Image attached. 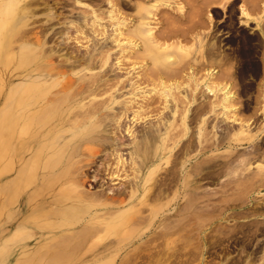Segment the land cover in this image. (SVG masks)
Here are the masks:
<instances>
[{
  "label": "rangeland",
  "instance_id": "obj_1",
  "mask_svg": "<svg viewBox=\"0 0 264 264\" xmlns=\"http://www.w3.org/2000/svg\"><path fill=\"white\" fill-rule=\"evenodd\" d=\"M4 1L0 0V3H2L0 5V36L10 37V34H13L15 31L18 34L20 29H22L23 22L26 25L28 24V30L31 27L29 30L30 33L26 25H24L22 32L27 30L26 32L28 33L27 35L24 32V35H27L32 41L38 40L37 36H39V39L42 40H38L42 43L41 45L45 43V47L40 48L39 54L42 55L44 49L48 50L50 51L49 53L45 51L48 53L46 57L50 55L49 58H52L50 62L53 63V66L57 65L58 67L60 65L61 67L63 65V68H61L64 72L58 67L63 72V77H59L60 79L58 80L61 82L59 86L65 83L68 84L70 81L69 86L71 87V91H73L70 94H73L75 89H78L77 86H79V83L75 82L77 76L78 78L81 77V80L83 79V85L87 89L93 88L90 85L93 82L91 80H97L98 76L101 77L98 80L103 83L101 85L103 89L100 87V89H96L97 92L95 90L93 94L89 93L87 97L86 94L88 93L85 92L86 94L84 93V99L82 101L86 102L84 105H89L91 103H97L98 100L99 104L106 100L107 103L105 102V104H107V107L103 110L102 115L100 114L101 116L98 115L96 120L101 121L104 118L108 122V120L110 121L112 119L113 122L115 121V124L110 121L113 123L112 126L109 124L110 122L107 123L103 120L100 126V121H97V124L100 126L99 129H103V135L106 132V135L111 137L110 135H117L118 132L119 134L122 133L120 134L121 136L119 134L118 136L123 137L122 139L126 142V146L131 148L134 142L136 143L140 139L142 141L144 140L143 136H145L144 133L147 130H154L155 125L169 122L170 125L169 123L166 124L169 126L168 135L166 134L168 137L163 140L165 146L172 150L168 154V158L162 160L160 163L159 170L157 171L160 176L156 173L159 178L166 175L160 186L159 198L153 202L155 204V210L152 209L154 206L153 203H149V201H147L149 208L147 205L139 206L141 208L140 212L138 211L136 213L131 212L134 210H128V214H126L130 215V218H132V214L134 216L135 214L137 216L140 215L139 218L137 219L136 216L137 220L132 219L133 221L129 218L131 221L124 222L125 224L116 222L114 223L117 227L116 229L112 228L113 223L110 220L103 219L105 224L110 225L106 226L99 222L101 218L98 221L94 219L95 225L98 228L96 232L94 230L91 233L92 235H86L81 229L93 222H86L85 219H89L88 216L83 212L75 211V207L71 208L69 203L68 206L70 208L66 207L63 210L64 212H59L55 217L51 215L52 218L45 217L38 222L39 224L36 223V225H41L37 230L42 231L41 237L36 236V238H42L45 235V239H42L45 244H41L43 253L38 250L40 252L32 256L33 253H30L32 249L28 248V246L30 243L33 244L36 238H29L27 236L29 233L27 232L26 235H22L24 240L20 242L18 250L14 252V257L16 255L19 256V254L22 257L19 256L21 257L19 258L16 256L15 259L8 261V263L0 260V264H24L23 261L29 259L30 262L32 257L35 259L32 258L31 262L33 263L30 264H37L35 263L37 262V255L41 253L46 255L47 252L48 254L46 256H49L50 252L51 254L55 252L51 256H56L59 253L66 254L68 258H64L65 260L62 258L64 260L63 262L58 259L61 262L60 264H89V257L95 252H101L100 255L102 256L100 258L103 260L110 258L109 264H209L203 258L205 248L210 245L209 238L214 237L218 232L222 233L223 242L226 243L231 237L237 238L236 243L240 245L237 254L246 255V249H248L247 236L250 234V230H253L252 233L255 236L262 235V232H257L256 230L264 225V181L260 182L254 178L258 181L257 183L256 181L253 182L254 179L252 181L253 177L251 178V175L257 174L254 166L264 164V41L263 37L260 36L258 28L255 26L256 23H253L255 15L257 16L258 14V10L255 9L254 11V8L249 7L251 3L248 0H228L226 2L225 0H114L115 2L110 0L111 3L108 2L109 0H30V3L29 0ZM177 1L179 2L177 3ZM137 3H141L143 13L146 16L145 20L150 22L153 32L155 34L157 33L155 37L158 38H154V41L147 43L145 41V35L142 37L134 35L132 39L138 46L133 47L127 40H131V37L126 35V31L128 28L127 24H134V27L136 26L137 18L134 14H136L135 5ZM151 3H155L157 7L150 9ZM246 3H248V11L251 13L249 17L252 15L249 19L245 15L240 14L239 9L242 6L241 4L244 5ZM24 5L29 7V9ZM178 6L183 8L181 13L176 10ZM32 7L34 8L32 9ZM30 9L33 10L32 13L29 12ZM149 9L151 12L145 13ZM20 10H23V12L18 14ZM26 18L27 22H25ZM9 24L14 27L13 33L10 31ZM17 25L19 29H17ZM33 32L37 33L33 34ZM196 32L199 33L200 37H197L194 41L193 35H196ZM35 35L37 36L35 37ZM93 41L97 44L95 42L93 43ZM203 41L207 44L205 53L204 51H198V46L194 45ZM92 51H94V57H96L92 58L90 62L91 66L89 65L90 68H84L83 63L87 62L89 54ZM154 54L160 55L159 59L157 55V59L159 60L157 64H155L154 59L152 60V55ZM201 55L204 57H201ZM20 57V55H15V58L11 60L12 63H9V59L1 61L0 69L9 74L22 72L23 68L19 65L22 62ZM198 59L200 62H198ZM207 59H210L209 64L206 62ZM18 60L19 63L17 62ZM165 60L166 63L164 62ZM5 61L11 64V66L8 64L11 68H4ZM202 62L205 64L202 65ZM161 66H163L162 72L161 69H158ZM6 67L8 66L6 65ZM12 69H14V72ZM5 73L3 80L0 78V84L2 81L4 82L5 78V81L7 80ZM229 73H231L230 77ZM152 74L153 78L151 76ZM67 79L70 80L68 81ZM207 79H212V81H207ZM75 83L77 84L76 88ZM207 83L210 84L208 85ZM204 84L205 86H211L213 92L207 86L206 88ZM104 85L107 89H105ZM9 86H11V83L8 85V88ZM0 87L1 91L2 86L0 85ZM8 88H3V92L1 91L0 93V98L5 96L8 92L7 90H9ZM118 88L120 89L118 90ZM225 91L234 93V96L230 102L221 104V97H223V92ZM94 92L96 95H94ZM74 95L75 93L72 96L70 95L72 101L75 100L72 99L75 98L73 97ZM67 97L69 100V96ZM122 100L123 103L120 102L121 105H119L118 102ZM130 100L136 107L128 102ZM150 102L152 103L150 104ZM111 104L115 107H112ZM122 104H125L124 107L127 109V113L124 112V107H121ZM102 105L104 106V103ZM102 105L100 104V106ZM134 109L135 111L137 110L136 112L139 111L138 114ZM121 113L123 114L121 117L117 116L121 115ZM169 113L171 115L170 117L168 116ZM131 115L133 117L137 116L136 119H134L135 117H131ZM201 117L204 121L199 145L197 125ZM118 120H120L119 123L123 121V125L121 124L122 127L125 129L130 127V130L129 128L127 130L123 128L122 130L121 126L118 127L120 125L117 123ZM105 122L106 124L104 125L106 127L103 125ZM246 122L248 123L246 127L250 128L251 132L254 131L257 133L256 131H258V137L254 142L247 141L245 135L243 137L241 136L240 125ZM124 124H126V127ZM152 124L154 125L152 126ZM109 126H112V129H109ZM246 127L244 126V129H247ZM149 136L151 137L150 134L146 136L148 137L146 142H148L147 145L149 148L150 146L152 148V146L155 147L161 144L162 140L159 141L158 137L156 139H150ZM73 137L70 139V142L75 140V135ZM141 140L138 142H141ZM97 146L100 148L97 143H89V145H86L87 148L91 147L90 149L98 148ZM104 148L107 147L104 146ZM101 151L99 152L100 155L98 154L92 164L85 169L91 168L93 170L102 163L106 153L105 151L107 150ZM123 153L125 157L126 152ZM98 156L101 157V161ZM128 157L129 154L127 153L125 157L128 159L126 166L121 167L118 165L117 167L116 164L112 165L115 168L113 172L114 176H110L111 174L109 175L106 171L100 179L104 180L100 181L99 184L97 183L99 187L88 181L85 184V189L88 188L87 190L90 192L100 191L102 190L100 186L102 182H105L103 184L105 187L110 185L113 188L114 186L120 188L125 184L124 182L130 180V176L133 178L136 173L131 168ZM111 158L115 160L114 157ZM185 159L188 161V167L182 173L181 164ZM74 161H70L74 164L71 165V168L72 166L73 168L72 170L70 168V173H74L75 175ZM86 161L84 160V163L81 161L82 163L80 162L79 165L85 164ZM119 167L123 170L122 172ZM130 169L133 171H130ZM168 169L171 171H168ZM71 175L73 176V174ZM112 178L114 182L111 181ZM106 179L108 181L110 180V183ZM38 181H36V185L32 183L29 186L27 185L28 187L25 186L19 197L17 195L18 199L15 200L16 203L14 202V207L17 205L14 224L22 219L23 222L28 221L27 216H29L30 212H36L35 205L38 202L36 201L34 203L35 200H28L27 194L33 188L39 187V185L41 186ZM59 192V190L52 191L50 194L44 196L42 200L46 201L48 195L56 197V193ZM24 200L26 201L22 202ZM29 201L32 202L30 203ZM22 203L25 204L24 209L21 211ZM185 208L186 214L182 211ZM19 209L21 214L19 213ZM217 210H221L220 213ZM166 211H170L167 213L168 215H178L174 216L173 220L167 221L164 217H167ZM134 216L133 218L135 219ZM104 222L102 221V223ZM55 223L62 226L56 230L57 232L55 234H52L48 232L46 227ZM97 223H100L102 227L105 225L106 228L103 227V229H100V225ZM22 225L25 229L32 231L33 227L30 223L26 222ZM82 234L83 236H81ZM91 243H96V248L95 246L93 249L89 247ZM107 243H109V246H105L106 248L102 247ZM224 245L226 246V244ZM261 245L262 248L259 256L263 258L264 240L258 243V246ZM70 249L71 252L67 254L65 251H70ZM45 250H47L46 254L44 253ZM57 250L59 253H56ZM60 250L63 252H60ZM194 250L203 256L201 258L200 255L199 257L196 256V258H192L191 254L186 256L190 251ZM229 251L227 250V252ZM42 258L44 260H41L42 262L39 261L40 263L38 264H59V262L53 261L57 259L55 257L48 258L43 256ZM181 258L184 261L177 262ZM48 259L49 261H46ZM91 261L93 260H90V263H92Z\"/></svg>",
  "mask_w": 264,
  "mask_h": 264
},
{
  "label": "bare ground",
  "instance_id": "obj_2",
  "mask_svg": "<svg viewBox=\"0 0 264 264\" xmlns=\"http://www.w3.org/2000/svg\"><path fill=\"white\" fill-rule=\"evenodd\" d=\"M111 1L109 0L108 2L111 3ZM226 1H228V0H225V2ZM178 2L179 1H177V3ZM248 2L251 3V6H249V7L254 8V11H255V9L258 10L257 11L258 14H257V16L255 15L253 23H256L255 26L258 28L260 36L263 37V41H264V0H262L261 2H260V0H248ZM29 3H30V0H29ZM165 3H167V1H165ZM179 4H181V3H179ZM247 4L248 3H246L244 5L241 4L242 6L239 9H240V14L245 15V17H247L249 19L252 15L249 17V15L251 13L248 11ZM0 5H2V3H0ZM181 6H178L176 9L180 13L182 12L181 10L183 9ZM25 7H27V6H25ZM154 7H157V5L155 3H151L150 9H152ZM27 8L29 9V7H27ZM27 8H26V10H27ZM33 8L34 7H32V9ZM133 8H134V5H133ZM252 8H251V10H252ZM135 9H136V12H135L136 14H134V15H136V18H137L136 26L134 27V24H132V25L127 24L128 28L126 31V35L128 37H131V40L130 39H127V40L129 41V43H131V46L133 45V47L138 46L137 44H135V42L132 39V36H134V35H136L138 37H142L143 35H145V41L147 43H151L152 41H154V38H158V37H155L157 33L155 34V32H153V28L150 26V22L145 20L146 16L143 13L141 3H137L135 5ZM150 9L145 13H150L151 12ZM174 9H175V7H174ZM23 10L22 11L20 10L18 14H20V12H23ZM32 11L33 10L30 9L29 12L32 13ZM85 13H87V12L85 11ZM208 17H209V15H208ZM91 19H93V18L91 17ZM19 20L21 21V19H19ZM25 22H27V18H26ZM93 22L95 23V21H93ZM20 23H22V22H20ZM24 25H26V24H24V22H23L22 29H20L19 33L17 34L16 31H15L16 33L15 32L13 33L14 27L11 24H9L10 31L13 34H10L11 35L10 37L0 36V37H2L0 39V62L9 59L8 60L9 63H12L11 60L13 58H15V55H20L22 62L19 65H20V67L23 68L22 72L16 73V74H14V73L9 74L8 72L5 73L6 71H3L0 69L1 80H3V78H4V73L7 75V80L5 81V79H6L5 78L4 82L2 81V83L0 84L2 86L1 91L3 92V88L4 89L8 88V85L11 83V86H9V88H8L9 90H7L8 92L5 94V96L0 98V260L3 261L4 263H8V261H12L13 259L16 258L17 255L14 257V252H16L18 250V245L20 244L21 241L24 240L22 238V235H26V233L28 232L29 234H27V236L29 238H32V237L36 238V236H40L42 234V231H38L37 229H38V227H41V225H36V223H38L39 221H41L45 217L52 218L51 215H53L55 217V215H57L59 212L60 213H61V211L64 212L63 210L66 209V207L70 208L69 206H71V208L75 207V211L83 212L84 214H86L89 218V219H87L85 217L86 222H89V223L93 222L94 223V225H93V223L86 225V227H84L83 229L80 228L81 230L84 231V233H86V235L91 234L94 230L96 232V229L98 228L95 225L96 219L98 221V219L101 218V220H99V222H101V224H105V222H104L105 219L110 220L111 223H113L112 228H114V229L117 228L116 225L114 224L116 222H120V224H125L124 222H128L130 219L131 220L132 219L137 220L140 215L137 216V214H135V216H134V214H132L135 217V219L133 218L132 215H131L132 218H130L129 217L130 215H127L128 214L127 211L128 210H134L131 212H136V213L138 211L140 212L141 208L139 206L147 205L148 204L147 201H149V203L150 202L153 203V202L158 200L159 192L161 191L160 186L162 184V180L164 181V179H165L164 177L166 174L163 177L159 178L160 175L157 173V171L159 170V166H160L161 161L164 159H167L168 154L172 150V149L167 148L165 146V142L163 140L166 137H168L167 132H168L169 126L166 124H168L169 122L168 123H162V124L159 123L160 125H155L154 130H149V131L147 130L148 132L144 131L145 132V133L143 132L145 135V136H143L144 140L142 141L140 139L141 142H138L140 140H138L136 143L134 142V145H132L131 148L126 146V142H124V140L122 139L123 137L122 138L119 137V136H121L120 134H122V133L119 134V132H118L119 136H118V134L117 135L113 134V135H110L111 137H108L106 135V132L104 133L105 135H103V131H102L103 129L100 130L99 127L102 125L101 121H103L104 118L101 121L96 120V118L98 117V115L101 116L103 113V110L107 107V104H105L106 100H105V102H103L104 106L102 105L103 103H100L102 105V106H100V104L98 102L99 100L97 101V103L99 105L97 103H94V104L91 103L89 105H84V103H86V102L82 101L84 99V93L85 92L88 93V94L85 93L86 97H87V96H89V93L93 94V91H95L98 88L100 89L101 85H103V83H101V81L98 80V78L100 76H98L97 80L96 79L91 80V82L93 81L92 83L90 82L91 83L90 85L93 86L92 89H87L83 85V81H82L83 79L81 80L80 79L81 77L78 78V76H77V78H75L76 79L75 82L79 83V86H77V84L75 83L76 84L75 88L77 86L78 89L77 88L75 89V92H74L75 95L73 96L75 98H72L75 100L72 101L70 98V95L72 96L74 93L70 94V92H73V91H71V87L69 86L70 85V81H69L70 79H67L69 81L68 84L65 83V84H62L59 86V84L61 82H59L58 80L61 78V76L63 77V72H64L62 70L63 65L61 66L62 68L60 67V65L58 66L61 69L58 68L57 65L53 66V63L50 62L52 59V58H49L50 55H49V57H46V54H48L50 52L48 50L44 49L43 50L44 53L42 51L43 56L41 54H39L40 48L45 47V43H44V45H41L42 43L38 41V40H40L39 39L40 37L37 35H35V37L36 36L38 37V40H36V41L33 39L34 36L32 38L34 41H32L31 38L27 37L28 33L26 31L28 30V28H27L28 24L26 25L27 30H26V28H24L26 31L22 32ZM3 26H5V25H3ZM130 27H134V28H130ZM17 29H19V26ZM30 29H31V27L29 28V30ZM29 30H28V32H29ZM20 32H22L23 34ZM24 32L27 34L26 36L24 35ZM36 33L33 32V34H36ZM201 34H203V33H201ZM23 35L29 39L25 38ZM193 36H194V41L197 37H200L199 33H197L196 35H193ZM128 37H126V38H128ZM40 41H42V40H40ZM94 42L95 41H93V43ZM209 43H211V42H209ZM95 44H97V43L95 42ZM194 45L198 46V51H204V53H205L207 50V44L204 43V41L200 42L198 44L196 43ZM37 46L39 47V49H37L38 48ZM208 48H209V46H208ZM45 51H48V53ZM127 51H129V50H127ZM44 54H45V56H44ZM52 55H53V53H52ZM94 55H95L94 51H92V53L89 54L87 62L83 63L84 68H90V66H91L90 62H91L92 58L94 57ZM157 55L158 54H154V55H152L153 58L151 57L152 60L154 59V61L156 62L155 64H157V62H159L158 59L160 58V55H158L159 57L157 59ZM164 57H165V55H164ZM201 57H204V56L201 55ZM201 57L199 56V59ZM199 59H198V62H200ZM202 61L204 62V60H202ZM17 62L19 63V60ZM164 62L166 63V60ZM168 62L170 63V61H168ZM203 62L201 63L202 65L205 64ZM206 62H208V64H209L210 59H207ZM6 63H5L4 68L8 69L11 66V64H9V63L6 64ZM6 65L8 67H6ZM15 65H16V63H15ZM59 69L62 70L63 72H61ZM158 69L159 70L161 69V72H162L163 66H161V68H158ZM208 69H209V67H208ZM12 70L14 72V69H12ZM16 72H17V70H16ZM152 72H154V71H152ZM207 73H208V71H207ZM214 74L216 75V73H214ZM229 74L228 75L230 77L231 73H229ZM83 75L85 76V74H83ZM151 76L153 78V74ZM139 79H138V81H139ZM208 80H210V79H207V81ZM210 81H212V79ZM84 82H85V80H84ZM12 84H14V85H12ZM104 84H105V82H104ZM138 85H139V83H138ZM204 86H205V84H204ZM104 87H105V85H104ZM123 87H125V86H123ZM207 87L210 91L213 90V89H211V86L210 87L207 86ZM105 89H107V88L105 87ZM119 89L120 88H118V90ZM101 90H98V91H101ZM1 91H0V93H1ZM95 92H97V90ZM95 92H94V95H96ZM233 94L229 93V91L223 92V97H221L222 98L221 104H224L226 102H230V100L233 99V96H234ZM261 94H263V93H261ZM214 95H216V94H214ZM67 96H69V100H68ZM88 99H89V97H88ZM154 99H156V98H154ZM262 100H263V98H262ZM151 101L153 102V100H151ZM156 101H157V99H156ZM109 102H110V100H109ZM120 102L123 103V100L118 102L119 105H121ZM128 102L132 103L131 100ZM152 102H150V104ZM232 102H233V100H232ZM90 105H92V106H90ZM111 106L115 107L112 104H111ZM124 106H125V104H122L121 107H124ZM133 106H134V104H133ZM118 107H120V106H118ZM134 107H136V106H134ZM128 108L132 109L130 107H128ZM222 108H223V106H222ZM123 109H125V107ZM135 109H134V111H135ZM126 111H127V109H125L124 112L127 113ZM119 112H122V111H119ZM138 112H136V113L138 114ZM234 113H235V111H234ZM263 113H264V111H263ZM117 114H119V113H117ZM122 115L123 114L121 113V115H117V116L121 117ZM168 116L169 117L171 116L170 113ZM131 117H133V116L131 115ZM136 117L134 119H136ZM168 119H171V118H168ZM106 120H104V121H106ZM130 120H131V118H130ZM97 121L98 122L100 121L99 122L100 126H99V124H97ZM110 121L113 122L112 119ZM110 121L108 120V122H110ZM119 121L120 120H118V122L117 121L116 122L119 123ZM203 121H204V119L201 117L199 119V124L197 125L198 144L201 140L200 134H201V130H202ZM106 122L103 123V125L106 124ZM122 122L123 121H121V123H119L120 125L118 127H120V126L122 127V125H123ZM113 123L115 124V121ZM113 123L110 122L109 124L112 125ZM171 123H172V121H171ZM124 125L126 127V124H124ZM153 125L154 124H152V126ZM169 125H170V123H169ZM247 125H248L247 122L243 123V125H240L241 126L240 132L242 133V135L241 134L240 135L242 137H243V135H245V139L247 141H249V142L253 141L254 142L255 139H257V137H258V135H257L258 131H256L257 133L252 131V132H254V133H252L250 131V128L246 127ZM183 126H184V123H183ZM244 126L247 129H244ZM104 127H106V125H104ZM111 127L109 126V129H112ZM123 128L124 127H122V130H123ZM128 128L130 130V127H127V129ZM127 129L124 128V130H127ZM114 130H116V129H114ZM114 130H112V131H114ZM118 130H119V128H118ZM110 132H107V133L111 134ZM122 132H124V131H122ZM115 133H117V132H115ZM149 134L151 135V137L149 136L150 139H152V138L156 139L158 137L159 141L162 140L161 144L158 146L156 145L155 147L152 146V148L150 146V148H149V146L147 145L148 142H146V139L148 138L146 136H148ZM74 135H75V140H74L75 143H73L74 141L70 142V139ZM89 143H92V144L97 143V145H99L100 148L98 146H97L98 148H94V149H90L91 147L87 148L86 145H89ZM104 143H107V144H104ZM127 145H129V144H127ZM150 145H152V144H150ZM153 145H154V143H153ZM104 146H106L107 148H104ZM101 150L109 151V152L105 151L106 152L105 156H104L105 159L103 158L102 163H100V165L95 167L93 170L91 168L85 169L86 167H89L92 164L93 160H95L94 158L99 154V152H102ZM198 150H199V148H198ZM74 152H75V158L73 159ZM123 152H126V156H127V153L129 154V157H128L130 160L129 163L131 165V168L134 169V171L136 172L134 176L132 175L133 178H131V176H130V178H129L130 180L127 179L128 181L124 182L125 184H123V185L121 184L122 186L120 188L119 187L116 188L117 186L115 187L114 185H113L114 188L112 186L110 187V185L105 187L103 185V184H105V182H102V184L100 185L102 187V190H100V191L90 192L89 190H87L88 188L85 189V184H87L86 182H88V181L93 183V184H96V185H97V183L99 184L100 181H103L104 179H102V180H100V179L102 178L103 173L106 171L108 172L109 175L111 174L110 176H112L114 174L113 172L115 171L114 170L115 168L112 167L113 164L114 165L116 164L117 167H118V165L121 167L126 166L127 165L126 161H128V159L125 158L126 156L124 157ZM81 155H82V157H81ZM83 155H85V156L83 157ZM252 156H254V155L252 154ZM98 157H100V156H98ZM111 157H114L115 160H113ZM100 159H101V157L99 158V160ZM111 159H112V161H110ZM71 160H75L74 161L75 162V175H74V173H70L71 172L70 171L71 165H74V164H72V162H70ZM84 160H87L86 163L79 165V163L81 161L83 162ZM187 162H188L187 159H185V161L181 164L182 173L188 167ZM94 163H97V162H94ZM94 163H93V165H94ZM258 163H256V164H258ZM130 165H128V167H130ZM72 168H73V166H72ZM72 168H71V170H72ZM254 168L256 169L257 174L256 173L253 174L254 172L252 173L253 174V175H251V178L253 177L252 181L255 178L258 181L263 182L264 181L263 180L264 179V164H258L257 166H254ZM123 169H125V168H123ZM243 169H245V168H243ZM246 169H247V167H246ZM116 170H117V168H116ZM120 171L122 172L123 170L121 169ZM130 171H133V170L130 169ZM168 171H171V170L168 169ZM156 173L159 175L158 177H157ZM71 174H73V176ZM116 175H117V173H116ZM121 176H123V175H121ZM124 176H125V174H124ZM113 178L111 181H113ZM126 178H128V177H126ZM255 179L253 182L256 181L258 183V181ZM106 180L108 181V179H106ZM36 181H38V183L40 182L39 184H41V186L39 185V187L33 188L27 194L28 198L26 197L28 200H35L34 203H36V201L38 202V204L36 203V205H35L36 206L35 207L36 212H34V211L30 212L29 216H27L28 221L23 222V219L21 218L22 219L21 221H17L16 224H14V221H15L14 218L16 217L15 213L17 212V205H16V207H14V204L16 203L15 200L18 199L19 195L21 194V191H23V188H25V186H27V185L29 186V184H32V183L35 184V183H37ZM108 183H110V180L108 181ZM93 184H91V185L93 186ZM260 184H262V183H260ZM106 185H108V184H106ZM103 186H104V188H103ZM127 188H128V190H126ZM56 190L60 191L59 193H56V195H57L56 197H51V195L50 196L48 195L46 201L42 200V198L44 196H46L47 194H50L52 191H56ZM17 195H18V197H17ZM49 197L51 198L50 200H49ZM25 201L26 200H24L22 202H25ZM29 202L31 203L32 201H29ZM24 204L25 203H22L23 206H21V204H20V206L22 207V208L20 207L21 211L24 209L23 208ZM68 204H69V206H68ZM153 205L154 206L152 207V209L155 210V208H154L155 204L153 203ZM147 206L149 208V205H147ZM37 209H38V211H37ZM152 209H150V210H152ZM19 211H20V209H19ZM21 211L19 212L20 214H21ZM182 211L185 212V214H186V208ZM187 211H188V208H187ZM131 212H129V213L131 214ZM168 212H170V211H166V214ZM14 215H15V217H14ZM176 215H178V214H175V215L174 214L173 215L167 214V217L166 216H164V217H165V220L167 219V221H169V220H173L174 216H176ZM136 216H137V219H136ZM182 216H184V214H182ZM102 221L104 223H102ZM26 222L30 223V225L33 227L32 231L27 230L23 227L22 224H24ZM97 224L100 225V223H97ZM105 225L110 226L109 224H105ZM105 225H103V227L106 228ZM61 226L62 225L55 223L53 225L52 224L49 225L48 227H46V229H48V232L55 234L57 232L56 230L58 228H60ZM100 226H99V228L103 229V227L102 226L100 227ZM81 230H80V234H81ZM112 231H114V230H112ZM73 234H74V231H73ZM83 234L81 236H83ZM104 235H105V233H104ZM113 235H115V234H113ZM43 237L42 238H36L34 240L35 242L33 244L30 243V245L28 246V248L32 249V251L30 252L31 254L33 253L32 256L38 254V252H40V251L43 253V251L41 249V244H45V242H43V240H42V239H45V235H43ZM89 237H91V236H89ZM26 239H28V238H26ZM80 239H82V238H80ZM70 241H71V238H70ZM96 242H98V241H96ZM42 246H45V245H42ZM65 246L68 248L67 245H65ZM94 246L96 248V243L95 244L91 243V245L89 247H91L93 249ZM105 246H109V243L105 244L102 247H105ZM26 247H24V248H26ZM63 248H65V247H63ZM38 250H40V251H38ZM62 250H60V252H63ZM66 250H69V249H66ZM46 252H47V250H45L44 253L46 254ZM57 252H58V250L56 251V253ZM65 252H67V254H68V252H71V249H70V251H65ZM30 253H29V255H30ZM42 253L39 255L40 256L43 255V256L48 257V258H50V257L51 258H54V257L57 258L56 260H53L54 262L55 261L59 262V260H61L63 262L65 259L68 258L66 254H62V253L60 254L59 252H58L59 254L56 256H51V255H54L55 252H52V254L50 252L49 256H46L48 254V252L46 255H44ZM100 254H101V252H95V253H93V255L91 254L89 259L93 260V261H91L92 263H90V260L88 259L89 264H107V263L109 264L110 258H107V260H105L106 258L104 256L105 259L103 260L102 258H100V256H102ZM190 254L192 255V258H194V257L196 258V256H199V255H200V258L203 256V255L201 256V254H198V251H196V250L190 251L189 255ZM39 255H37V256L39 259L40 258L41 259L39 260L36 257L37 262H35V263H37V264L40 263L39 261L44 260L42 258L43 256L40 257ZM19 256L22 257V255H20V254H19ZM19 256H17V257H19ZM21 257H19V258H21ZM181 257H183V255H181ZM184 257H185V255H184ZM32 258L35 259L34 257H32ZM32 258L30 259V262H29V259L27 258L28 262L23 261V263L24 264L25 263L26 264L27 263H29V264L33 263V262H31ZM62 258L63 259L65 258V259L63 260ZM94 259H96V260L94 261ZM19 260H21V259H19ZM182 260H180L178 262H181ZM46 261H49V259ZM60 263L61 262H59V264ZM42 264H44V263H42ZM46 264H51V263H46ZM56 264H58V263H56ZM180 264H183V263H180Z\"/></svg>",
  "mask_w": 264,
  "mask_h": 264
},
{
  "label": "flooded vegetation",
  "instance_id": "obj_3",
  "mask_svg": "<svg viewBox=\"0 0 264 264\" xmlns=\"http://www.w3.org/2000/svg\"><path fill=\"white\" fill-rule=\"evenodd\" d=\"M220 211L221 210H217L218 213H220ZM256 231L262 232L263 234L255 236L252 233L253 230H250V234L247 236L248 249H246V255L237 254L240 247V245L236 243V240H238L237 238L231 237L226 243L223 242L222 233H216L214 237L209 238L210 245L205 248L204 260H207L206 262L209 264H264V257L262 258L259 256L262 245L258 246V243L264 240V225ZM224 244H226V246ZM227 250L230 251L227 252ZM186 256H189V254ZM178 261L180 260H177V262Z\"/></svg>",
  "mask_w": 264,
  "mask_h": 264
}]
</instances>
